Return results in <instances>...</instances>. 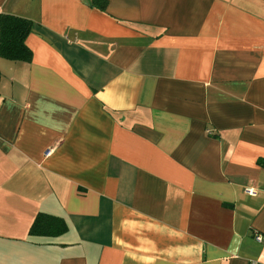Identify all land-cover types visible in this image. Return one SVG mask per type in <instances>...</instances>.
<instances>
[{
  "label": "crops",
  "instance_id": "crops-1",
  "mask_svg": "<svg viewBox=\"0 0 264 264\" xmlns=\"http://www.w3.org/2000/svg\"><path fill=\"white\" fill-rule=\"evenodd\" d=\"M0 13L34 22L0 57V264H264V0Z\"/></svg>",
  "mask_w": 264,
  "mask_h": 264
},
{
  "label": "trees",
  "instance_id": "trees-1",
  "mask_svg": "<svg viewBox=\"0 0 264 264\" xmlns=\"http://www.w3.org/2000/svg\"><path fill=\"white\" fill-rule=\"evenodd\" d=\"M92 5L105 9L106 0H91ZM34 22L10 13H0V57L29 62L32 57L26 45V36L32 31ZM1 77V72H0ZM67 230L65 221L57 216L38 212L29 228L30 235L57 236Z\"/></svg>",
  "mask_w": 264,
  "mask_h": 264
},
{
  "label": "built area",
  "instance_id": "built-area-1",
  "mask_svg": "<svg viewBox=\"0 0 264 264\" xmlns=\"http://www.w3.org/2000/svg\"><path fill=\"white\" fill-rule=\"evenodd\" d=\"M255 239H256L257 241H261V240H262V238H261V236H260L259 234H256V235H255Z\"/></svg>",
  "mask_w": 264,
  "mask_h": 264
}]
</instances>
